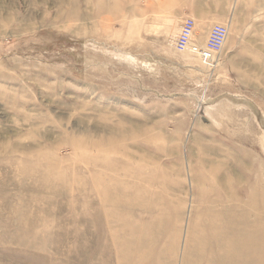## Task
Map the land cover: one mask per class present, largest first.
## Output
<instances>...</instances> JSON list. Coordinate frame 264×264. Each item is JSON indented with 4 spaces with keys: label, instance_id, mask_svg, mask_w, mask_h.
Listing matches in <instances>:
<instances>
[{
    "label": "rangeland",
    "instance_id": "obj_1",
    "mask_svg": "<svg viewBox=\"0 0 264 264\" xmlns=\"http://www.w3.org/2000/svg\"><path fill=\"white\" fill-rule=\"evenodd\" d=\"M263 200L264 0H0V264H264Z\"/></svg>",
    "mask_w": 264,
    "mask_h": 264
},
{
    "label": "built area",
    "instance_id": "obj_2",
    "mask_svg": "<svg viewBox=\"0 0 264 264\" xmlns=\"http://www.w3.org/2000/svg\"><path fill=\"white\" fill-rule=\"evenodd\" d=\"M228 27V24H214L210 28L204 45L201 46L194 38L195 19L188 17L182 22L179 33L173 40V45L177 51L198 55L205 66L214 67L227 41Z\"/></svg>",
    "mask_w": 264,
    "mask_h": 264
},
{
    "label": "bare ground",
    "instance_id": "obj_3",
    "mask_svg": "<svg viewBox=\"0 0 264 264\" xmlns=\"http://www.w3.org/2000/svg\"><path fill=\"white\" fill-rule=\"evenodd\" d=\"M218 64V63H217ZM6 151V150H5ZM12 153V152H11ZM1 154H3L2 152H1ZM37 160V159H36ZM263 181V180H262ZM256 192V191H255ZM262 193V192H261ZM250 198H252V197H250ZM239 199V198H238ZM262 199V198H261ZM252 202V201H251ZM263 202H264V200H263ZM250 203V202H249ZM248 205V204H247ZM253 205V204H252ZM262 205H263V203H262ZM261 205V206H262ZM261 206H259L260 208H261ZM262 207H264V206H262ZM250 209V208H249ZM261 211V210H260ZM256 212V211H255ZM264 212V211H263ZM262 213V212H261ZM260 213V214H261ZM258 214V213H257ZM260 214H259V216H260ZM264 214V213H263ZM263 214H262V216H263ZM257 217V216H256ZM264 217V216H263ZM260 219V218H259ZM264 219V218H263ZM261 221V220H260ZM256 224V223H255ZM255 224H253L254 226H255ZM257 225V224H256ZM258 225H259V223H258ZM257 227V226H256ZM228 230V229H227ZM248 230V229H247ZM255 231V230H254ZM263 235V234H262ZM233 250V249H232ZM253 250V249H252ZM235 253V252H234ZM261 264V263H260Z\"/></svg>",
    "mask_w": 264,
    "mask_h": 264
},
{
    "label": "crops",
    "instance_id": "obj_4",
    "mask_svg": "<svg viewBox=\"0 0 264 264\" xmlns=\"http://www.w3.org/2000/svg\"><path fill=\"white\" fill-rule=\"evenodd\" d=\"M181 22H182V21H181ZM200 40H202L203 42L205 41L204 37H202ZM200 40H199V41H200Z\"/></svg>",
    "mask_w": 264,
    "mask_h": 264
}]
</instances>
